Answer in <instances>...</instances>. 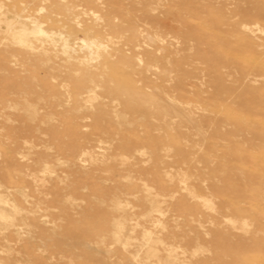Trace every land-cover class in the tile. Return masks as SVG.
I'll use <instances>...</instances> for the list:
<instances>
[{
    "label": "rangeland",
    "instance_id": "1",
    "mask_svg": "<svg viewBox=\"0 0 264 264\" xmlns=\"http://www.w3.org/2000/svg\"><path fill=\"white\" fill-rule=\"evenodd\" d=\"M0 264H264V0H0Z\"/></svg>",
    "mask_w": 264,
    "mask_h": 264
},
{
    "label": "bare ground",
    "instance_id": "2",
    "mask_svg": "<svg viewBox=\"0 0 264 264\" xmlns=\"http://www.w3.org/2000/svg\"><path fill=\"white\" fill-rule=\"evenodd\" d=\"M6 25V29H7V31H10V28H11V26L13 25V23L12 22H10V23H6L5 24ZM17 39V38H16ZM18 40V42H20V43H24V41L26 40V39H24V38H19V39H17ZM69 41V40H68ZM69 43V42H68ZM67 43V44H68ZM20 45H22V44H20ZM115 223V222H114ZM116 224H112L111 225V222H110V225L108 224V226H110V228L112 227V229H109L108 230V233H109V235H107V237L108 238H110V240H112V241H115V242H118V241H120L119 240V238H118V229H119V227H116L115 226ZM114 226V227H113ZM99 234H100V232H99ZM101 239H103L104 238V235H101V236H99Z\"/></svg>",
    "mask_w": 264,
    "mask_h": 264
}]
</instances>
